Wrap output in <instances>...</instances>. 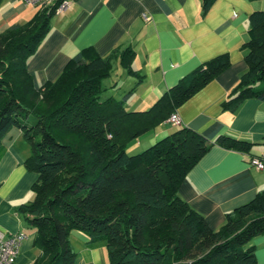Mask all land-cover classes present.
Instances as JSON below:
<instances>
[{
    "label": "trees",
    "instance_id": "obj_1",
    "mask_svg": "<svg viewBox=\"0 0 264 264\" xmlns=\"http://www.w3.org/2000/svg\"><path fill=\"white\" fill-rule=\"evenodd\" d=\"M215 1L202 0V16ZM58 5L0 32V158L5 136L18 127L31 146L25 164L39 176L34 199L17 207L36 231L41 253L33 264H77L75 231L86 235L87 247L105 246L108 264H257L252 240L264 234V189L227 212L218 229L180 195L213 146L250 152L253 143L230 135L210 140L182 125L138 153L127 149L228 69L229 54L198 65L150 109L131 111L125 101L133 90L101 99L117 58L142 80L130 46L106 55L85 48L44 84L29 69ZM242 50L247 69L222 102L233 112L250 98L264 101V9L249 15Z\"/></svg>",
    "mask_w": 264,
    "mask_h": 264
},
{
    "label": "crops",
    "instance_id": "obj_2",
    "mask_svg": "<svg viewBox=\"0 0 264 264\" xmlns=\"http://www.w3.org/2000/svg\"><path fill=\"white\" fill-rule=\"evenodd\" d=\"M22 0H1L0 32L15 23L28 21L37 11ZM264 9V0H216L202 16V0H74L56 13L51 30L28 67L40 84L56 80L69 60L92 47L106 55L132 47L133 68L142 80L127 73L120 59L115 72L103 84L105 96L126 98L128 110H148L180 79L201 63L228 53L231 65L185 103L177 112L182 125L202 133L210 140L230 135L250 141V152L213 146L189 171L180 195L201 212L213 229L221 227L227 212L253 199L264 189V169L250 165L252 156L264 153V101L250 98L236 110H225L222 102L247 69L242 45L248 39V18ZM147 16L149 19H145ZM120 67L124 68L123 70ZM107 98V97H106ZM179 126L166 120L154 132L134 140L138 153ZM0 158V233L24 232L18 264H33L40 250L34 246L35 228L17 207L35 197L32 190L38 173L27 168L31 153L23 131L13 127L4 138ZM86 235L73 232L72 244L77 264H108L105 246L90 248ZM257 264H264V234L252 240Z\"/></svg>",
    "mask_w": 264,
    "mask_h": 264
},
{
    "label": "built area",
    "instance_id": "obj_3",
    "mask_svg": "<svg viewBox=\"0 0 264 264\" xmlns=\"http://www.w3.org/2000/svg\"><path fill=\"white\" fill-rule=\"evenodd\" d=\"M26 5H31L37 8L51 7L56 2H59L56 8V13L68 9L74 0H22ZM145 19H149L145 16ZM168 122L176 126H182V120L177 111L173 112L168 118ZM250 165L257 169H264V153L261 156H252ZM27 235L24 232L12 234L0 233V264H18V256L21 250L23 241Z\"/></svg>",
    "mask_w": 264,
    "mask_h": 264
},
{
    "label": "rangeland",
    "instance_id": "obj_4",
    "mask_svg": "<svg viewBox=\"0 0 264 264\" xmlns=\"http://www.w3.org/2000/svg\"><path fill=\"white\" fill-rule=\"evenodd\" d=\"M31 8H33V6H32ZM34 14H35V13H34ZM115 68H116V63L114 62L113 73L116 71ZM120 69L123 70L124 68H123V67H122V68L120 67ZM111 75H112V73H111ZM111 75H110L109 77L103 79V84H104V86H105V84H107V81H106V80H109V78L111 77ZM105 95H106V93H105V91H103V92L101 93V99H105L106 97H108V96H105ZM150 132H154V131H150ZM131 144H133V143H131ZM131 144H129L128 147H127L128 152H129L130 154H135V153H134V149L132 148V145H131Z\"/></svg>",
    "mask_w": 264,
    "mask_h": 264
}]
</instances>
